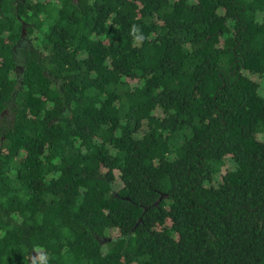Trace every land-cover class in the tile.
<instances>
[{
    "label": "trees",
    "instance_id": "obj_1",
    "mask_svg": "<svg viewBox=\"0 0 264 264\" xmlns=\"http://www.w3.org/2000/svg\"><path fill=\"white\" fill-rule=\"evenodd\" d=\"M37 247L264 264V0H0V264Z\"/></svg>",
    "mask_w": 264,
    "mask_h": 264
},
{
    "label": "clouds",
    "instance_id": "obj_2",
    "mask_svg": "<svg viewBox=\"0 0 264 264\" xmlns=\"http://www.w3.org/2000/svg\"><path fill=\"white\" fill-rule=\"evenodd\" d=\"M130 33L135 37L136 41H143L145 39L140 27L136 24L131 26ZM30 264H49V257L39 247L34 248L33 254L30 258Z\"/></svg>",
    "mask_w": 264,
    "mask_h": 264
}]
</instances>
